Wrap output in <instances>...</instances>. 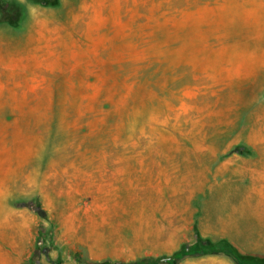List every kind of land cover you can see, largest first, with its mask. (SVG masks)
I'll use <instances>...</instances> for the list:
<instances>
[{"label":"rangeland","instance_id":"obj_1","mask_svg":"<svg viewBox=\"0 0 264 264\" xmlns=\"http://www.w3.org/2000/svg\"><path fill=\"white\" fill-rule=\"evenodd\" d=\"M196 228L264 257V0H0V264H238Z\"/></svg>","mask_w":264,"mask_h":264},{"label":"trees","instance_id":"obj_2","mask_svg":"<svg viewBox=\"0 0 264 264\" xmlns=\"http://www.w3.org/2000/svg\"><path fill=\"white\" fill-rule=\"evenodd\" d=\"M48 3L56 4L59 2V0H47ZM197 232V238L201 242V253H216V252H223L226 254H229L233 257V259L238 264H264V257H260L257 255L252 254H245L241 252L236 246L228 242L227 240H224V244L220 245L218 242H214L211 239H206L202 236V234L199 232L198 228H196ZM194 246L190 245L188 243H185L179 250H177L172 256L168 257L169 260L176 264V260L180 258H184L185 256L191 254L194 250ZM83 261H87L86 259H83ZM161 261V258H154V257H145L139 261L136 262H127V263H121V264H159ZM102 264H108L107 262H103Z\"/></svg>","mask_w":264,"mask_h":264}]
</instances>
